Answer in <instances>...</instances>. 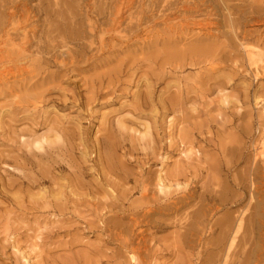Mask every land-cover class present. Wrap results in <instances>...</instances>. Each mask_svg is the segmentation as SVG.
I'll list each match as a JSON object with an SVG mask.
<instances>
[{"label":"rangeland","instance_id":"1","mask_svg":"<svg viewBox=\"0 0 264 264\" xmlns=\"http://www.w3.org/2000/svg\"><path fill=\"white\" fill-rule=\"evenodd\" d=\"M85 2L73 1L77 13ZM136 5L97 56L81 39L89 37L84 29L43 44L57 24L45 13H37L27 60L16 52L19 30L0 41V264H132L130 248L136 264H196L205 246L214 264H264V224L229 240L206 229L203 247L177 237L178 222L200 208L203 187L225 185L241 197L209 224L239 217L250 200L259 205L255 222L264 217V25L251 20L237 38L226 27L169 28L152 19L139 30L127 20ZM3 19L8 30L13 20ZM175 181L189 185L193 199L144 216L163 201L157 184L175 190ZM243 184L249 194L235 189ZM217 241L231 248L216 249Z\"/></svg>","mask_w":264,"mask_h":264},{"label":"bare ground","instance_id":"2","mask_svg":"<svg viewBox=\"0 0 264 264\" xmlns=\"http://www.w3.org/2000/svg\"><path fill=\"white\" fill-rule=\"evenodd\" d=\"M30 1L32 0H0V41H5V42L11 41L12 38L10 37V32L15 34V32L19 30L22 33L21 34L22 38L19 37L21 38L20 42L17 43L15 46L17 50L16 52H18L21 55L23 60H27L29 58V53L26 52L27 51L26 49H27V45L30 44L31 35L34 33V31L38 27L37 25L38 19L36 17L37 13L48 14L50 21L51 22L56 21L57 23V24L55 23L56 25H53L54 23L52 24L54 27L53 29L51 28L46 31V34L49 37L47 40L45 39V41H43V44H45V42L53 43L56 39L64 40L65 37L69 39L72 36L73 37L78 36L80 32H84L83 31L84 29L86 33L89 34V37H85L86 35L84 34L85 36L83 37L82 35L81 39L83 38L88 48L91 49L92 52H94L90 54V57H92V55H95V54L97 56L98 51H100L101 53V50L103 49V47L107 46V44L104 45L107 39H108L107 42L109 43V41L112 40L113 35L121 34L120 31H118V29L122 25V20L124 19L123 16L128 11H130V9L133 7L135 3L138 4V6L136 5L137 7H135L139 10V11L137 10L138 14L136 17L132 15H128L127 20L130 21V23H132L131 21L134 20V26L137 29L140 28L141 24L145 20L152 19L153 23L154 21H159L160 23L165 24L169 28H174L175 26H183V25H188V24H192L193 26L198 27V28H203L204 30H206V28L209 26L226 27L228 28L229 32L233 34L235 38H237L238 35L244 34L243 28L245 27L247 23H250L251 20L252 22L255 21L253 23V25L255 26L260 27L264 25V16L262 15L264 12L262 13L260 12L264 9V7H262V5L264 4V0H238L240 1V4H237V5L229 4L228 1L230 2V0H217V1L215 0H113V2L115 3L112 4L114 5L113 7L110 6L112 8H107L106 6L101 7L100 2L96 0L97 3L95 4H98L101 10V13H99L98 15L95 14V12L97 11L96 8L95 9L92 8L93 11L96 10L95 12H93L95 15L91 12V4L93 5L94 0H86V2L84 3V7H83L84 11L82 14L77 13L76 10L78 9H76L75 7L76 4L73 6L74 0H38V3L35 7L29 6ZM100 1H101V4H104L105 3L104 1H109V0H100ZM107 3H110V2H107ZM107 3H105V5ZM77 7H80L79 4ZM221 10H226V11L237 10L239 14L235 19H231L232 17L230 18L227 16L226 17L221 16L222 18L219 19L217 17L219 15H222L220 14ZM151 15L154 17H151ZM3 17H5L7 21H10V19L13 20V21L11 20L13 23L11 22L8 25L10 26L8 30H5V28L2 27V25L4 24L3 22H5L3 21L4 20ZM210 28H213V27H210ZM139 30H144V29L140 28ZM60 33H62L63 36ZM71 40H74V39H71ZM171 41L174 42L175 38L171 39ZM8 43L6 42L5 44H8ZM228 43L230 45L226 44V46L228 47L229 45L231 47L230 40ZM40 46L43 47L45 45H40ZM48 46H50L49 48H51L54 45L48 44ZM178 49L180 50V48ZM178 49L176 47L175 51H177ZM181 49L183 50V48ZM191 50L193 51V49ZM205 52H210V51H205ZM174 53L175 54L171 53L169 56L171 55L172 57L174 55L178 56L177 55L178 53L176 52ZM259 57L257 59H259ZM210 58H213V56L212 57L210 56ZM220 59L221 58H219V60ZM202 62H205V61H202ZM244 65L245 64L240 63L239 66L240 68H242ZM248 65L245 67L250 68V66ZM260 67H262V65ZM210 68L211 70L214 69L212 63L210 64ZM263 70H264V67H263ZM107 138L109 139L108 136ZM34 145H35L34 146L35 148H38V149L41 148V143H36ZM106 145H107L106 147L107 149L109 150L113 149L112 148L113 146L110 143H107ZM103 180L106 181V184H109L107 179L104 178ZM247 180H248V183L250 184L251 182L250 178L246 179V181ZM157 185H158L157 186L158 191L163 193V196H162L163 201L161 198L157 197L158 205L154 204L153 210H151L152 208L148 209L146 214H148V211H149V214L146 215L144 213L145 214L144 216L146 217L150 216V213L152 214L155 210L169 211V210L180 209L181 207L186 206L193 199V192L190 191L189 185H187L185 182L180 183V182L175 181V184H174L176 186L175 190L171 189L172 187L170 184H167L166 186L163 184L161 185L157 184ZM247 185L243 184L242 186L237 187L235 189L237 190L242 189L244 190L243 192L247 194L248 191H246V188L250 187ZM142 186L144 187L145 185H142ZM217 186H218L217 187L218 190L215 189L214 187L212 188L203 187L202 191H200L199 196H198L200 202L202 203L200 208L196 209V211L191 213V216H189L187 219L188 221L185 220L184 222H180V221L178 222L177 224L178 228L182 229V232L180 231L179 234L177 233L178 234L177 237L178 238L180 237V244L190 245L192 248L195 245H200L203 238L205 237L203 236V231L205 233L206 229L209 230L208 232H215L216 230L219 229L220 232H222V234L224 235V239L229 240L233 238V236H235L238 232H245L249 228L251 229L254 228L255 226H257V224H259L258 226H260V224H264V217L262 215H260V218H261L260 222L258 223L255 222L254 218L256 214V209L259 208V205L256 202H253L251 200L247 204V211L244 214H241L239 217L231 216V213H226L221 219L220 218L216 219L214 220L212 224H209L210 221H207V220L210 215L213 216V214L216 213L217 211L227 209L228 205L237 204L241 202V199H240L241 197L237 196L235 194V191L232 192L225 185L220 186L219 184H217ZM142 190L143 192L141 194L147 191L146 188ZM177 191L178 192L180 191L182 195L179 197H177L178 196L177 195L175 197L176 194L174 193H176ZM111 192H112L111 200L117 201L118 200L117 196L113 195L114 191L111 190ZM155 198H154V201H155ZM170 199H173V202H171L172 200L168 202ZM251 209L252 211H250ZM239 220H242L241 225H238ZM224 221H230V222H227V224L221 226V223H223ZM133 222H134L133 225H137L139 223L136 219ZM263 227L261 229H263ZM143 237L144 236L142 235L139 241H141ZM141 244L143 243L141 242L138 243V245H141ZM211 245H213L216 249H220L221 251H229V248H231V247H228L229 245L226 244L227 245L226 246L224 243L222 244L221 242H218V241L217 243H214V244L212 243ZM203 246L204 244L202 242V247ZM136 247L137 246H135V248ZM137 248H138L137 251H139V246ZM132 249L134 248H130L131 251L129 250L131 252L129 253V261H131L130 263L132 264H136L137 262H139L138 255H136V252L133 251ZM140 249H141V246H140ZM209 254H210V249L206 248V246L203 247V249L197 253L198 258L196 255V258L199 261L196 264H206L207 261H209L208 264H211V263L214 264L213 263L214 258L213 256L209 257L208 256ZM230 254L232 255L233 251H231ZM247 256H249V254Z\"/></svg>","mask_w":264,"mask_h":264}]
</instances>
